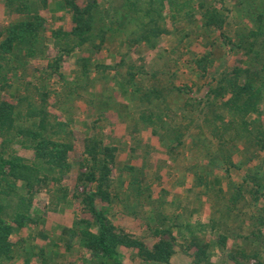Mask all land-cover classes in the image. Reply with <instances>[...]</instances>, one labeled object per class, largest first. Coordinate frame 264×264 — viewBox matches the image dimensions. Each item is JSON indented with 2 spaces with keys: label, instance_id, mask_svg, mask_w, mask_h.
Wrapping results in <instances>:
<instances>
[{
  "label": "trees",
  "instance_id": "1",
  "mask_svg": "<svg viewBox=\"0 0 264 264\" xmlns=\"http://www.w3.org/2000/svg\"><path fill=\"white\" fill-rule=\"evenodd\" d=\"M48 5L4 0L10 20L0 22V264L17 256L13 236L35 220L38 193L46 191L51 203L70 196L79 137L72 196L91 217L71 230L83 255L55 261L54 249L31 247L23 264H128L121 246L144 261L174 264L177 238L195 250L194 264H217L219 246V264H264V0H62L71 15L68 29H49L41 12ZM164 37L169 47L151 63L135 57L139 47L159 50ZM101 52L109 62L97 57ZM231 54L238 57L234 64ZM67 57L75 60L72 77ZM183 64L206 80L203 95L179 83ZM78 101L86 105L80 134ZM112 113L127 125L131 160L160 150L167 158L155 161L157 175L169 165L191 176L174 201L188 213H200L208 202L207 221L188 219L181 230L179 221L169 225L180 215L160 212L152 247L113 223L100 203L124 202L117 172L137 204L157 209L160 202L143 168L130 160L122 169L121 147L103 131ZM144 131L158 137L160 148L143 144Z\"/></svg>",
  "mask_w": 264,
  "mask_h": 264
},
{
  "label": "rangeland",
  "instance_id": "2",
  "mask_svg": "<svg viewBox=\"0 0 264 264\" xmlns=\"http://www.w3.org/2000/svg\"><path fill=\"white\" fill-rule=\"evenodd\" d=\"M83 2L85 0H78ZM42 14L46 17L48 21L49 29L55 28H65L68 29L72 25L71 15L62 7V0H49V5L46 8H41ZM10 17L7 15L4 0H0V22L2 24L8 23ZM169 38L164 37L160 41L159 50H146L143 47H139L135 52V57L139 55L144 56L148 63H151L154 57L157 56L159 51L164 48L169 47ZM97 57L101 61H110V58L107 56L106 52H101L97 54ZM238 57H235V54L230 55V64H234ZM74 57H67L65 61V70L69 77L73 76L75 66ZM193 81H196L194 84ZM179 83H188L192 85L193 90L197 92L199 96L203 95L206 92V80L200 79L199 76L192 73L187 66L184 64L180 68L179 72ZM201 88V90L197 88ZM78 110H76V128L79 131V134L83 131L84 128V119H85V110L86 105L82 101L77 102ZM96 116V115H94ZM111 125L103 124V131L111 143H115L121 147V150L118 151V159L121 163L122 169L125 167V163L131 160V151L130 146L131 138L127 132V125L125 122L121 121L117 114H109ZM139 137L142 139L143 144H152L160 148L158 137L151 135L148 131L141 132ZM83 151V142L82 138L79 137L77 141V148L72 153L71 159L73 162V171L72 177L68 180L71 194L65 200L59 201L58 203H51L49 195L46 191L38 193L34 198V204L32 206V217L35 220H31L21 231L13 236V241L16 245V255L14 259L8 261V264H23L24 255L26 251L31 247L35 248L38 246H46L51 252L53 249L55 251L54 260L67 259L70 261H75L79 259L83 252L80 250V239L74 233H72V227L76 224L77 220L91 217L90 213L84 210L83 205L80 203V198L77 196H72L74 193V188L76 184V176L79 171L81 154ZM151 150L150 154L143 155V149L140 150V153L144 156L138 157V159L132 158L131 162L137 167H141L148 174L149 179L152 184L153 199H157L160 202L159 207L149 205L145 203L144 205L137 204L134 196L130 193V186L128 183H121L122 180L120 176L116 173V185L120 189V193L124 199L122 203L119 198L113 197L112 204L100 203L104 205V209L108 217L113 221V223L123 229L125 232L141 238L149 247L159 240L158 236L153 235L152 228H155V225L159 223L160 218L164 217L160 215L164 213L168 217L174 218L178 216L176 221L170 220L169 225H172L173 222L180 225V229L183 230L186 226L187 221L196 222L198 218L200 220L207 221L210 217V204L206 202L203 206H200V213H188V209L183 211L174 201L178 197L184 195V191L191 184V176H185L181 174V167L172 169L171 166L162 167L160 170V175L156 174L154 169L156 168L157 159H165L167 156L162 153V151ZM179 173V174H178ZM171 174V175H170ZM175 174V175H174ZM235 178H237V172L234 173ZM158 177L159 179H152L153 177ZM121 180H120V179ZM183 181V183H182ZM127 182V181H126ZM165 190V191H163ZM190 205V204H189ZM152 210H156L155 213ZM164 210V211H162ZM182 211V212H181ZM160 215V216H159ZM189 219V220H188ZM175 223H173L174 225ZM174 227V226H173ZM179 227H175L173 234L177 235ZM55 241V244L51 242ZM176 248L177 253L173 257L174 264H194V257L191 255L193 249L185 248L183 239H176ZM233 240H230L229 245L233 248ZM35 246V247H34ZM34 250V252H35ZM120 251L122 253L123 259L128 264H158L155 262L144 261L138 255V252L134 248L121 246ZM216 255L213 257V262L219 264L224 259L223 252L217 247ZM33 258V257H32ZM75 259V260H74ZM36 262V258L32 259ZM64 261V260H63ZM78 261V260H77Z\"/></svg>",
  "mask_w": 264,
  "mask_h": 264
}]
</instances>
